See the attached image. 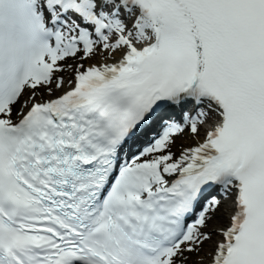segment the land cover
Here are the masks:
<instances>
[{"label":"snow or ice","instance_id":"6c2138e0","mask_svg":"<svg viewBox=\"0 0 264 264\" xmlns=\"http://www.w3.org/2000/svg\"><path fill=\"white\" fill-rule=\"evenodd\" d=\"M0 264H264V0H0Z\"/></svg>","mask_w":264,"mask_h":264}]
</instances>
